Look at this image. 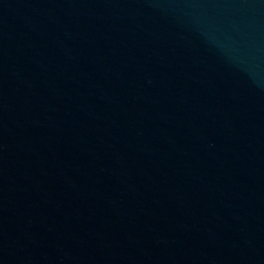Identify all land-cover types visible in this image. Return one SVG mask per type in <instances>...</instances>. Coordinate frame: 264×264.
Masks as SVG:
<instances>
[{"label": "water", "instance_id": "95a60500", "mask_svg": "<svg viewBox=\"0 0 264 264\" xmlns=\"http://www.w3.org/2000/svg\"><path fill=\"white\" fill-rule=\"evenodd\" d=\"M0 264H264V0H0Z\"/></svg>", "mask_w": 264, "mask_h": 264}]
</instances>
